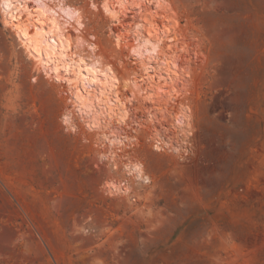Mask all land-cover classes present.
Here are the masks:
<instances>
[{"label": "rangeland", "instance_id": "obj_1", "mask_svg": "<svg viewBox=\"0 0 264 264\" xmlns=\"http://www.w3.org/2000/svg\"><path fill=\"white\" fill-rule=\"evenodd\" d=\"M92 1L68 0L81 36L122 81L142 74L115 46L131 18L114 25ZM169 1L184 95L133 99L129 123L111 129L136 139L116 158L101 129L77 114L75 130L63 123L66 82L36 68L0 13V264H264V0ZM182 104L191 133L175 120ZM154 130L183 155L155 150ZM128 161L150 181L134 183ZM111 179H130L131 196L107 192Z\"/></svg>", "mask_w": 264, "mask_h": 264}, {"label": "bare ground", "instance_id": "obj_2", "mask_svg": "<svg viewBox=\"0 0 264 264\" xmlns=\"http://www.w3.org/2000/svg\"><path fill=\"white\" fill-rule=\"evenodd\" d=\"M99 6L114 25L131 18L128 26L115 34V46L128 50L142 74L135 73L122 81L119 71L96 53L100 52V46L81 36L86 27L83 11L68 0H0V13L4 25L15 32L36 68L50 79L66 82L73 110H66L63 123L75 130L73 116L77 114L88 129H101L102 143L109 146L110 155L116 158L118 151L130 147L128 143L136 139L111 129L113 123H129L128 104L133 99L143 97L158 105L164 102L166 106L184 95L188 75L179 65V58L186 48L169 0H101ZM91 7L99 9L92 0ZM161 17L162 25L158 23ZM126 89L131 91L130 96L125 97ZM157 109L164 110L160 106ZM191 114V108L182 104L180 114L175 116L180 126H187L188 133ZM148 119L154 122L155 114L149 112ZM150 138L155 150L183 155L181 147L175 146L160 130H154ZM114 162L118 168V159ZM123 169L134 183L150 181L139 162L128 161ZM105 188L111 194L131 196L133 192L130 179H111Z\"/></svg>", "mask_w": 264, "mask_h": 264}]
</instances>
